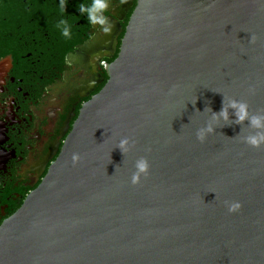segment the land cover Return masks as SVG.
Instances as JSON below:
<instances>
[{"label": "water", "instance_id": "water-1", "mask_svg": "<svg viewBox=\"0 0 264 264\" xmlns=\"http://www.w3.org/2000/svg\"><path fill=\"white\" fill-rule=\"evenodd\" d=\"M107 70L0 264H264V144L234 115L196 135L231 100L264 115V0H138Z\"/></svg>", "mask_w": 264, "mask_h": 264}, {"label": "flooded vegetation", "instance_id": "flooded-vegetation-1", "mask_svg": "<svg viewBox=\"0 0 264 264\" xmlns=\"http://www.w3.org/2000/svg\"><path fill=\"white\" fill-rule=\"evenodd\" d=\"M137 1L109 0L105 33L89 23L92 0H65L63 10L61 0H0V225L42 181L81 107L108 81Z\"/></svg>", "mask_w": 264, "mask_h": 264}, {"label": "clouds", "instance_id": "clouds-1", "mask_svg": "<svg viewBox=\"0 0 264 264\" xmlns=\"http://www.w3.org/2000/svg\"><path fill=\"white\" fill-rule=\"evenodd\" d=\"M61 9L65 8V0H61L60 4ZM109 7V0H92L91 6L87 9L89 12V23L92 25H100L103 26L101 29L105 33H109L111 30V23L108 21V16L105 14L106 10ZM79 8L83 10V5H79ZM103 12L104 15H97V13ZM64 36H69L68 28H65L62 32ZM229 109L234 110L231 114ZM235 116V122L238 124H243L245 121H248V125L255 129L254 134H250L244 137V142L248 143L254 147H259L261 144H264V115L259 114H251L248 111V105L244 102L231 100L228 103H225L222 109L218 113H213L212 120L207 123L205 127H201L196 135L197 138L203 141L209 133H213L215 131L214 124L219 119L223 118L225 121L233 120L231 117ZM129 143V139L127 137L122 138L117 147L124 153L126 146ZM75 159V157H74ZM147 162L145 159L141 158L136 162L137 171L132 175V183L135 184L140 179V174L145 173L147 170ZM241 207L238 201L231 202L228 205V210L230 212H234Z\"/></svg>", "mask_w": 264, "mask_h": 264}]
</instances>
